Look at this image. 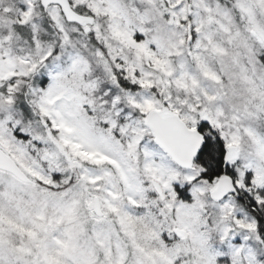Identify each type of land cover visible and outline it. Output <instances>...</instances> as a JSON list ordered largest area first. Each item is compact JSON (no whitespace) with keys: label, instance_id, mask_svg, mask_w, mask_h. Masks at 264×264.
Segmentation results:
<instances>
[{"label":"snow or ice","instance_id":"1","mask_svg":"<svg viewBox=\"0 0 264 264\" xmlns=\"http://www.w3.org/2000/svg\"><path fill=\"white\" fill-rule=\"evenodd\" d=\"M0 264H264V0H0Z\"/></svg>","mask_w":264,"mask_h":264}]
</instances>
